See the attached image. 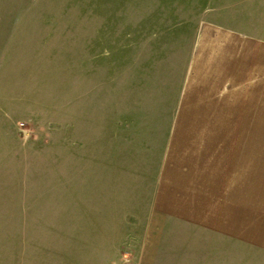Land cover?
I'll use <instances>...</instances> for the list:
<instances>
[{
  "label": "rangeland",
  "instance_id": "374dc122",
  "mask_svg": "<svg viewBox=\"0 0 264 264\" xmlns=\"http://www.w3.org/2000/svg\"><path fill=\"white\" fill-rule=\"evenodd\" d=\"M187 1L0 0V264L136 263L165 125L150 85L189 46Z\"/></svg>",
  "mask_w": 264,
  "mask_h": 264
},
{
  "label": "crops",
  "instance_id": "0c3cea01",
  "mask_svg": "<svg viewBox=\"0 0 264 264\" xmlns=\"http://www.w3.org/2000/svg\"><path fill=\"white\" fill-rule=\"evenodd\" d=\"M182 6L199 9L188 20L197 25L179 64L167 65V82L154 75L150 85L155 96L145 118L165 125L149 130L161 138L158 148L151 144L155 164L135 264H257L241 262V249L264 254L256 169L264 128L252 122L264 119L256 116L264 114V0Z\"/></svg>",
  "mask_w": 264,
  "mask_h": 264
},
{
  "label": "built area",
  "instance_id": "2783aa9c",
  "mask_svg": "<svg viewBox=\"0 0 264 264\" xmlns=\"http://www.w3.org/2000/svg\"><path fill=\"white\" fill-rule=\"evenodd\" d=\"M25 132V131H24Z\"/></svg>",
  "mask_w": 264,
  "mask_h": 264
}]
</instances>
